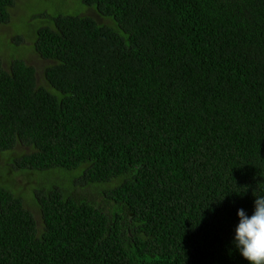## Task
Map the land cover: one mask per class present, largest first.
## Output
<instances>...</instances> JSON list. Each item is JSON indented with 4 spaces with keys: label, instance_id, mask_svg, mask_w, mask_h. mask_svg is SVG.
<instances>
[{
    "label": "trees",
    "instance_id": "1",
    "mask_svg": "<svg viewBox=\"0 0 264 264\" xmlns=\"http://www.w3.org/2000/svg\"><path fill=\"white\" fill-rule=\"evenodd\" d=\"M38 1L0 0V264H247L264 0Z\"/></svg>",
    "mask_w": 264,
    "mask_h": 264
},
{
    "label": "clouds",
    "instance_id": "2",
    "mask_svg": "<svg viewBox=\"0 0 264 264\" xmlns=\"http://www.w3.org/2000/svg\"><path fill=\"white\" fill-rule=\"evenodd\" d=\"M236 216L231 243L247 264H264V195L255 197L251 214L239 208Z\"/></svg>",
    "mask_w": 264,
    "mask_h": 264
},
{
    "label": "rangeland",
    "instance_id": "3",
    "mask_svg": "<svg viewBox=\"0 0 264 264\" xmlns=\"http://www.w3.org/2000/svg\"><path fill=\"white\" fill-rule=\"evenodd\" d=\"M21 0H16V2L20 3ZM27 2V0H26ZM15 8H18V7H15ZM28 9L30 10L29 13H31V19L37 17L38 19L36 20V23L37 24H41L43 22V18L46 17V16H49V15H53L55 12H56V6L51 4V3H48L47 1H44V0H40L38 2H35L33 4V6H28ZM67 13H75L74 11L72 10H68ZM12 15H15V16H18V9H14L12 12H11ZM44 15V16H43ZM93 16H95V14H92ZM43 16V17H42ZM3 32V34H0V36H4L5 39H7L8 35H10V33L13 31V26L10 27V28H0V32ZM35 59H38L37 57H34V60ZM39 63H36V61H32V63L34 65H41L43 63H45V61H42L41 59H39Z\"/></svg>",
    "mask_w": 264,
    "mask_h": 264
}]
</instances>
